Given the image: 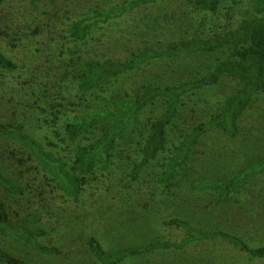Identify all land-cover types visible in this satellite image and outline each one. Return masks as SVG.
Here are the masks:
<instances>
[{"label": "trees", "instance_id": "1", "mask_svg": "<svg viewBox=\"0 0 264 264\" xmlns=\"http://www.w3.org/2000/svg\"><path fill=\"white\" fill-rule=\"evenodd\" d=\"M179 1L184 8L164 16L171 26L187 28L178 42H166L161 32L152 29L142 39L132 29L121 31L120 38L117 28L100 30V38L95 35L100 25L116 26L141 7ZM74 2L0 0V91L10 95L9 103L19 105L16 107L27 117L0 122V161L5 172H0V190L39 204L51 222L49 227L45 219L33 214L14 221L0 194V263L33 264L16 254L12 246L17 244L27 246L33 257L61 255L59 246L43 242L53 233L59 234L56 227L61 223L52 222L50 201L60 196L53 203L55 211L78 206L90 189L100 195L111 186L105 175L111 171L119 189L129 194L136 186H150L151 182L174 189L186 181L193 192L214 197L213 212L218 214L254 198L256 192L258 198H264L263 154L228 177L210 175L209 169L205 176L195 172L205 158L201 144L208 133L220 131L235 139L245 130L254 136L256 126L250 124L249 113L264 93V0H126L110 10L73 19L69 12ZM243 3L246 9L241 11ZM191 8L193 15L207 18L197 28L194 16L187 15ZM219 15L225 23L218 20L212 26L208 18ZM105 39H119L120 46L125 43L131 52L123 59L102 56ZM225 49L232 51L231 56L200 79L113 91L110 99L96 96L97 104L88 99L111 81L151 62ZM225 78L233 80L236 88L218 110L188 131L177 129L183 102L195 93L214 90ZM158 102L163 104L158 116L139 125V115ZM5 104L0 102L1 110ZM127 192L122 194V203H129ZM29 205L35 208L34 203ZM37 222L41 225L34 227ZM164 225L183 231L184 238L109 251L90 235L88 251L100 264H124L161 251H181L199 242L224 241L251 259H264V243L255 245L221 227L200 229L184 217Z\"/></svg>", "mask_w": 264, "mask_h": 264}, {"label": "rangeland", "instance_id": "2", "mask_svg": "<svg viewBox=\"0 0 264 264\" xmlns=\"http://www.w3.org/2000/svg\"><path fill=\"white\" fill-rule=\"evenodd\" d=\"M124 1L126 0H75L70 8L69 16L73 19L82 14L89 16L96 11H107L111 6L122 5ZM184 6V2L179 1L141 7L131 15L121 18L117 24L114 23L116 26L100 25L95 35L100 38V30L112 32L114 28H117L120 29V33L118 32V38H120V34L123 33L121 31L132 29L135 37L142 39L152 29L155 32H161L166 42H178L186 36L187 28L171 26L169 22H165L164 16L173 10L179 11ZM240 8L244 11L246 3L241 4ZM54 12L57 13L56 9ZM187 15L189 18L194 16L195 27H198L202 20L207 19L200 13L193 15L192 8ZM58 16L60 17L59 14ZM208 20L212 26L218 20L225 23L221 15L219 18L209 17ZM130 52L125 43L120 46L119 39L104 40L102 56L123 59ZM231 53V50L225 49L151 62L140 70L111 81L110 85L96 92L97 94L88 96V99L97 104L100 100H96V96L110 99L113 91H131L149 83L174 84L200 79L210 74L220 61L228 59ZM235 88L236 84L233 80L225 78L214 90L210 89L189 96L187 101L183 102L185 107L182 108L177 129L188 131L200 121L207 120V117L218 110L223 99L232 94ZM2 101H5L6 108L0 109V122L13 120L16 117L21 118V121L27 118L24 117V110L16 107L19 105H15V102L13 105L9 103L11 96L0 91V102ZM162 108V102H158L155 107L143 111L136 122L144 125L158 116ZM249 115L250 124L256 126L253 129L254 136L243 130L237 138L229 139L222 132L213 131L203 138L201 149L205 150L206 154L204 160L195 167L197 175H208L209 169L210 175L228 177L246 166L254 157L264 155V93L260 95ZM211 162H215L216 165H212ZM0 172L5 174L1 161ZM105 175L108 180L111 179V186L109 185L100 195L96 194L94 189H90L89 194L78 206L66 205V209L55 211L53 203L60 196H55L50 201L49 212L54 216L52 222L58 223L61 220V223L56 227L59 229V234L53 233L52 237L43 242L59 246L62 250L61 255L33 257L28 247L22 244L12 246L16 254L28 258L33 264H100L88 251L86 241L90 235L96 236L109 251L154 240L176 242L182 240L185 233L181 230L169 229L164 225L167 220L175 217L187 218L200 229L221 227L252 240L255 245L264 243V198H258L257 192L253 194L254 198L245 202L247 204H234L232 208L228 207L226 211H219L218 214L213 212L214 197L207 193L193 192L190 183L186 181L174 189H166L151 182L150 186L145 184L136 186L135 191L129 194L122 187L119 189L117 178L112 171ZM118 180L121 181L122 178ZM124 192L128 193L125 198L129 203H122ZM0 194L1 199L8 205L9 213L14 221L33 214L39 220L45 219L46 225L50 227L51 222L48 223L46 209L39 204L29 202L26 198L18 200L10 197L5 194L4 188H1ZM89 195L92 197L89 198ZM30 203H34L35 208L29 205ZM38 225L41 223L33 224L34 227ZM124 264H264V259H251L227 242L213 241L199 242L181 251L157 252L150 256L131 259Z\"/></svg>", "mask_w": 264, "mask_h": 264}]
</instances>
